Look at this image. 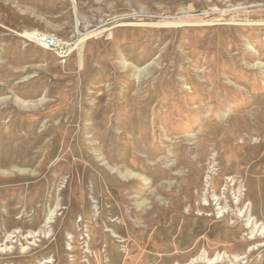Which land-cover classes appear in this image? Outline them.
Returning a JSON list of instances; mask_svg holds the SVG:
<instances>
[{
	"label": "rangeland",
	"instance_id": "rangeland-1",
	"mask_svg": "<svg viewBox=\"0 0 264 264\" xmlns=\"http://www.w3.org/2000/svg\"><path fill=\"white\" fill-rule=\"evenodd\" d=\"M0 264H264V0H0Z\"/></svg>",
	"mask_w": 264,
	"mask_h": 264
},
{
	"label": "built area",
	"instance_id": "built-area-1",
	"mask_svg": "<svg viewBox=\"0 0 264 264\" xmlns=\"http://www.w3.org/2000/svg\"><path fill=\"white\" fill-rule=\"evenodd\" d=\"M26 39L29 43L54 53L62 63H66L68 56L72 53L70 44L66 41L44 33L30 32L26 33Z\"/></svg>",
	"mask_w": 264,
	"mask_h": 264
}]
</instances>
